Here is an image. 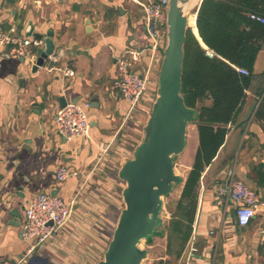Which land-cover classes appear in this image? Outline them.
<instances>
[{"label":"crops","instance_id":"obj_1","mask_svg":"<svg viewBox=\"0 0 264 264\" xmlns=\"http://www.w3.org/2000/svg\"><path fill=\"white\" fill-rule=\"evenodd\" d=\"M201 2L196 0L192 10L194 27ZM0 27L13 28L19 38L32 30L28 37L50 38L54 49L38 69L34 61L13 59L0 49V263L98 264L124 208L120 170L142 140L165 43L153 46L143 10L133 0H0ZM195 28L198 44L214 55ZM43 50L44 43L35 50L36 59ZM129 52L133 70L146 77L148 87L133 111L112 84L116 58ZM251 74L236 123L227 126L224 143L201 173L192 232L174 264H264L257 238L264 209L239 227L232 203L219 192L237 180L264 203V39ZM63 101L90 103L86 138L58 135L54 117ZM185 138L186 147L174 161L182 181L169 203L180 198L195 158L194 122ZM61 165L68 176L59 182L55 172ZM41 193L72 201V215L60 234L27 252L29 243L20 234L23 209ZM161 249L149 264L170 259L166 247Z\"/></svg>","mask_w":264,"mask_h":264},{"label":"trees","instance_id":"obj_2","mask_svg":"<svg viewBox=\"0 0 264 264\" xmlns=\"http://www.w3.org/2000/svg\"><path fill=\"white\" fill-rule=\"evenodd\" d=\"M198 8V36L214 55L207 54L193 33L187 32L181 94L186 107L196 112L192 122L196 124L199 143L180 198L166 207L170 220L164 229H158L157 236L166 234L170 259L154 264H174L189 240L201 173L224 143L227 126L237 121L245 100L244 90L250 84L254 60L264 39V24L250 18L264 17V0H202ZM188 27L196 31L190 24ZM243 69L247 74L238 72ZM207 100L210 104L206 106Z\"/></svg>","mask_w":264,"mask_h":264},{"label":"water","instance_id":"obj_3","mask_svg":"<svg viewBox=\"0 0 264 264\" xmlns=\"http://www.w3.org/2000/svg\"><path fill=\"white\" fill-rule=\"evenodd\" d=\"M192 0H169L166 14V40L158 91L141 142L132 159L125 162L120 176L124 208L120 212L102 260L98 264H141L147 256L141 241L150 243L162 226L163 200L182 179L174 172V161L186 147V130L196 112L186 107L182 91L183 48L188 31L186 5ZM29 30L27 37L31 36ZM43 40L44 50L34 63L35 69L53 52L50 38ZM66 103L63 101L61 107Z\"/></svg>","mask_w":264,"mask_h":264},{"label":"built area","instance_id":"obj_4","mask_svg":"<svg viewBox=\"0 0 264 264\" xmlns=\"http://www.w3.org/2000/svg\"><path fill=\"white\" fill-rule=\"evenodd\" d=\"M143 10L145 28L153 46L165 43L167 28L166 14L169 0H133ZM252 20L264 24V17L250 15ZM43 45L42 40L31 37H17L13 28L8 30L0 27V49L7 50L9 57L13 59H28L36 61L35 50ZM134 53L124 54L116 58L117 76L114 79L113 88L116 89L124 100L130 103L133 111L139 104V100L147 91L146 77L133 70L131 57ZM240 74H247L245 69L238 70ZM65 75L73 76L71 71H65ZM90 103H68L61 107L54 117L55 128L59 136L69 140L73 138H86L90 130L87 110ZM68 176V171L61 165L55 172L57 181L62 182ZM220 194L230 200L239 227H246L255 217L259 209H264L258 193L247 185L237 180H231L227 188H222ZM73 202L47 193L31 196L23 209L24 222L21 227V237L29 243L27 252L43 245L47 240L60 234L63 225L71 218ZM258 243L264 246V228L258 231ZM0 264H11L1 262Z\"/></svg>","mask_w":264,"mask_h":264},{"label":"rangeland","instance_id":"obj_5","mask_svg":"<svg viewBox=\"0 0 264 264\" xmlns=\"http://www.w3.org/2000/svg\"><path fill=\"white\" fill-rule=\"evenodd\" d=\"M191 25V24H190ZM191 27L195 28L194 26L191 25ZM178 172V171H177ZM175 196V193H174V190L171 194L170 197H167L163 200V210H162V214H161V219H162V226H161V229H164V227L167 225V220L168 218L170 217V215L167 214V209L165 210V208L167 207V205L169 204L170 202V199H173V197ZM167 211V212H166ZM152 244H154V254H153V251L151 249V244L150 243H147V242H144V241H141L140 244H139V248L140 249H145L147 251V255L149 256H146V258L144 260H142L141 264H149L151 263V260L154 259V257L156 256V254H159V252H161V248L163 246L166 247V234L162 237V236H157L155 237V239L153 240ZM154 255V257H153ZM155 262H152V264H154Z\"/></svg>","mask_w":264,"mask_h":264},{"label":"bare ground","instance_id":"obj_6","mask_svg":"<svg viewBox=\"0 0 264 264\" xmlns=\"http://www.w3.org/2000/svg\"><path fill=\"white\" fill-rule=\"evenodd\" d=\"M195 4H196V0H192L185 7L186 13L189 12L188 13L187 26H189V24L193 25V23H194V16H193L192 10L194 9Z\"/></svg>","mask_w":264,"mask_h":264}]
</instances>
